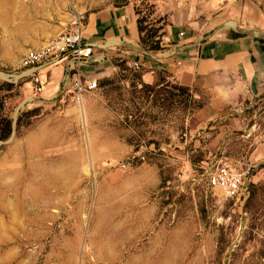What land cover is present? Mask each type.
Segmentation results:
<instances>
[{"label": "rangeland", "instance_id": "1", "mask_svg": "<svg viewBox=\"0 0 264 264\" xmlns=\"http://www.w3.org/2000/svg\"><path fill=\"white\" fill-rule=\"evenodd\" d=\"M125 6L144 49H157L171 27L193 41L221 30L251 39L264 61V0H0V264H264V82L217 152L254 166L233 200L207 188L208 156L186 164L128 158L142 155V137L157 149L167 111L162 118L151 105L176 96L188 107L185 90L137 84L138 71L122 63L81 107L54 98L58 75L42 77L43 92L32 94L21 68L29 49L78 16ZM176 119L179 142L184 115Z\"/></svg>", "mask_w": 264, "mask_h": 264}, {"label": "crops", "instance_id": "2", "mask_svg": "<svg viewBox=\"0 0 264 264\" xmlns=\"http://www.w3.org/2000/svg\"><path fill=\"white\" fill-rule=\"evenodd\" d=\"M221 32H215L206 41H193L171 27L159 40V47L148 50L140 45L137 22L128 6L104 8L83 18L82 40L93 46L92 57L85 67L90 78L109 79L119 64L129 66L132 62L139 65L135 83L156 89H183L189 94L188 107L178 106L176 96L167 106L162 97L151 105L162 118L167 111L166 124L163 120L159 122L157 149H150L147 139L142 137L136 147L142 155L128 158L179 159L183 164L194 159L193 155L208 156L205 162L213 157L217 159L224 135L236 127L234 114L260 94L264 82V61L254 42L248 37H230ZM48 74L61 77V69L45 70L41 78ZM129 96L124 94L125 99ZM147 106L144 102L135 105L142 119ZM181 114L184 133L177 142L176 118ZM144 123L141 121L137 132H144ZM132 147L120 145L129 153ZM105 155V158L116 157L110 151Z\"/></svg>", "mask_w": 264, "mask_h": 264}, {"label": "built area", "instance_id": "3", "mask_svg": "<svg viewBox=\"0 0 264 264\" xmlns=\"http://www.w3.org/2000/svg\"><path fill=\"white\" fill-rule=\"evenodd\" d=\"M83 17L72 20L68 30L53 37L46 45L38 49H29L21 60L24 77L31 81L33 95L44 90L41 73L53 67L61 69L60 85L54 98H66L74 106L81 107L86 98L98 90V80L90 78L85 72L93 54V46L82 40ZM139 70L137 63L129 65ZM32 99V98H31ZM33 100V99H32ZM207 160L203 167V176L207 188L219 190L226 199H235L244 190L246 182L254 172L253 164L248 160L230 163L219 158ZM129 164L120 163L118 170L126 172Z\"/></svg>", "mask_w": 264, "mask_h": 264}]
</instances>
